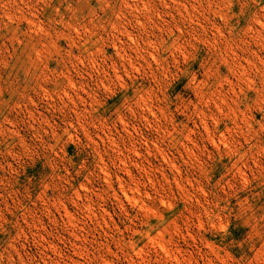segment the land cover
<instances>
[{
    "label": "rangeland",
    "instance_id": "obj_1",
    "mask_svg": "<svg viewBox=\"0 0 264 264\" xmlns=\"http://www.w3.org/2000/svg\"><path fill=\"white\" fill-rule=\"evenodd\" d=\"M0 264H264V0H0Z\"/></svg>",
    "mask_w": 264,
    "mask_h": 264
}]
</instances>
